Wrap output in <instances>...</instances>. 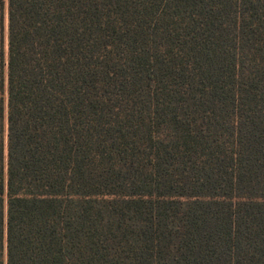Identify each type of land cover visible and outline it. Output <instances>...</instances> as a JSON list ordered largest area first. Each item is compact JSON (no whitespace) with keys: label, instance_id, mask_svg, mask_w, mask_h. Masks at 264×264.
Returning a JSON list of instances; mask_svg holds the SVG:
<instances>
[{"label":"trees","instance_id":"obj_1","mask_svg":"<svg viewBox=\"0 0 264 264\" xmlns=\"http://www.w3.org/2000/svg\"><path fill=\"white\" fill-rule=\"evenodd\" d=\"M0 6L6 264H264V0Z\"/></svg>","mask_w":264,"mask_h":264},{"label":"rangeland","instance_id":"obj_2","mask_svg":"<svg viewBox=\"0 0 264 264\" xmlns=\"http://www.w3.org/2000/svg\"><path fill=\"white\" fill-rule=\"evenodd\" d=\"M7 51L8 14L7 7L0 6V220L6 225L7 214ZM6 231V229H5ZM7 263L6 234L0 241V264Z\"/></svg>","mask_w":264,"mask_h":264}]
</instances>
